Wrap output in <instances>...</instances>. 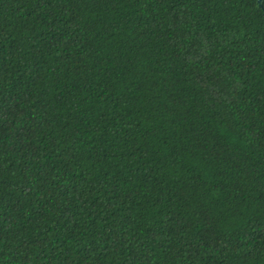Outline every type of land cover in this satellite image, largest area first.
Returning a JSON list of instances; mask_svg holds the SVG:
<instances>
[{
	"label": "trees",
	"instance_id": "obj_1",
	"mask_svg": "<svg viewBox=\"0 0 264 264\" xmlns=\"http://www.w3.org/2000/svg\"><path fill=\"white\" fill-rule=\"evenodd\" d=\"M0 264H264V0H0Z\"/></svg>",
	"mask_w": 264,
	"mask_h": 264
},
{
	"label": "water",
	"instance_id": "obj_2",
	"mask_svg": "<svg viewBox=\"0 0 264 264\" xmlns=\"http://www.w3.org/2000/svg\"><path fill=\"white\" fill-rule=\"evenodd\" d=\"M258 6L261 7L262 5V0H257Z\"/></svg>",
	"mask_w": 264,
	"mask_h": 264
}]
</instances>
